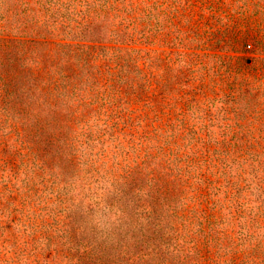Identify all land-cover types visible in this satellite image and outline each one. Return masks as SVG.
<instances>
[{"label": "trees", "instance_id": "obj_1", "mask_svg": "<svg viewBox=\"0 0 264 264\" xmlns=\"http://www.w3.org/2000/svg\"><path fill=\"white\" fill-rule=\"evenodd\" d=\"M0 264H264V0H0Z\"/></svg>", "mask_w": 264, "mask_h": 264}, {"label": "rangeland", "instance_id": "obj_2", "mask_svg": "<svg viewBox=\"0 0 264 264\" xmlns=\"http://www.w3.org/2000/svg\"><path fill=\"white\" fill-rule=\"evenodd\" d=\"M201 21L199 17H195L193 20V27L190 28L189 32V36L192 39H196L194 41H197L199 39V36L201 35V33L203 34V32L208 31L207 28H204L202 26V29L199 28L201 25ZM187 25L184 23V17L179 16L178 18H176L175 20V28L172 30V35L169 34V31H165L166 32V40L170 41L171 39H174L175 41V45H172L173 43H171V45L173 46H167L169 44H164V50L165 51H170L172 50L174 52V54L172 55V59H174V68L171 70H167V76L168 78L171 77V75H175L177 80H182V81H186L189 77H195V79H199L200 75L202 72L205 71V68H210L209 69V74H217V73H222L226 67V59L225 58H215L212 56H202V53H210L212 54L213 51H202V50H187L185 48H183L182 45V39L185 36V30ZM171 31V30H170ZM190 51H195L194 53H197L195 55H190ZM236 51V50H235ZM200 53V54H198ZM232 55H240L242 57L241 59V63H245L246 59H253L256 54L254 51H252L250 49V47L247 48H243L241 47L238 51L236 52H229ZM166 55V53L164 54V56ZM186 61H191L192 62V66L191 72H188L186 70V67H184V63ZM236 60L234 59L233 62H235Z\"/></svg>", "mask_w": 264, "mask_h": 264}]
</instances>
